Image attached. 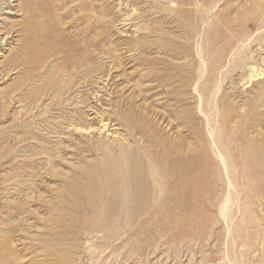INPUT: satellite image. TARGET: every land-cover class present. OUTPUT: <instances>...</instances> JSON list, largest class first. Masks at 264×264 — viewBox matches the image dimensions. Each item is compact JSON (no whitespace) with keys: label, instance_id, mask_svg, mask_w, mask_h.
I'll return each instance as SVG.
<instances>
[{"label":"rangeland","instance_id":"obj_1","mask_svg":"<svg viewBox=\"0 0 264 264\" xmlns=\"http://www.w3.org/2000/svg\"><path fill=\"white\" fill-rule=\"evenodd\" d=\"M5 1L8 2V0H3L2 2H5ZM30 1H31V3H30ZM49 1H51V2H49ZM71 1H72V3H71ZM229 1L231 3L227 7V11H226V19L228 18L227 19L228 21L224 20L225 23L224 22L223 23L218 22L216 24V26L214 25V23H211V25H209L207 28H205L201 33L202 34L201 37H202V42H203V48H204L203 52H204V55L206 57L205 60L208 61V62L206 61L207 68H208L207 74L210 73V69H211V67H213V65H215V63H216V65L221 64L219 61L223 60L222 57L226 58L228 56V54L230 53V50L232 49L231 47H232V45H234L235 42L236 43L242 42L244 37L248 38L247 36H250V34L252 32H254V33H252L251 36H254L255 34H257L256 29L258 27L262 26L264 23V20H262V21L259 20L260 21L259 22L257 16L254 15L256 11H258L259 9H261L264 6V4H263L264 0H258V1L255 0V4H254V0L253 1L252 0H235V1L229 0ZM242 1H243V3H242ZM259 1L261 3H259ZM96 2H98V3H96ZM99 2L100 1H97V0H86V1L85 0H15V2H12L13 6L10 5L12 8V11L5 18V23L3 24V31L6 33V36L8 37V42L10 43V45H9V47H6L9 50L6 51L0 59V71H1L0 72V200H1L0 201V264H65L62 261L61 257H63L62 252L65 251L66 249L63 246H61L60 244H62L65 241V237L67 235L68 229L70 227H74V225L77 226V224H75L74 222L71 221L72 224L69 225L65 221L64 218H68V219H70V218L67 217V214L63 217L64 212H66L67 206L62 205L60 202V199L62 200V198L66 196V194H64L62 192L66 193L67 190L72 189L73 184L70 185L69 182L72 183L74 181L73 177H77L79 175H80V177L82 176L81 171L76 169V167L79 166V164H81L82 162H86L85 160L82 159L81 156L82 155H84V156L89 155V152H87L88 150L86 148L87 143L83 142L80 135H74V137L65 138L63 141L62 140L60 141V139H57L59 137V135L55 134L54 130L47 128V126H46L47 120L48 121H50V120H53V121L64 120L65 124L69 123V119H64L63 116H61L62 115L61 112H63L65 110V109L63 110V104L61 105V104H59V102L52 100L53 98H52V96L51 97L49 96V92L52 89L58 87L57 85H55V87H54V84L58 82L59 79L57 80V78L61 77L63 79L64 78H66V79L70 78L69 81L71 83V86H73V90L76 89L78 91V89H79V91H81L82 93H85V91L87 92V89L89 90V88L91 87V85L93 84L94 81L97 82V80L100 78L99 76H101V75H102L103 80H107V82H108L106 89L108 91H111V97L115 100L118 98H121L122 102L120 103V105H123V106L126 105L125 107L129 110L130 116L123 115L122 117H124L125 120L123 118V119H121V121L122 120H123V122L126 121L125 123H127L128 126L131 128V131H133V134H136V137L139 135L143 138L145 143L148 142L150 144V145L149 144H145V145L146 146L149 145L150 147L149 146L148 147L152 148V149H149V148L148 149H149V152H151L154 155V158L156 160H158L159 157H163V158L166 157L167 162H170L173 158H177L183 162H186L187 159H190L188 161V162H190V165L187 164V169H190L193 171L194 174H193L192 179L195 181L193 182L191 179V181H190L191 184L189 183V185H191V188H190L191 191H190L189 197L188 198H186V197L181 198L183 200L182 202L184 205L190 204V207L193 206V209L191 208L192 210H189L190 213H189L188 218L190 216L191 217L189 218V222H187L185 220H182V221L179 220L180 224L178 226L179 227L178 232L181 234L182 238H184L183 233L185 232V229L189 230L192 227V229H190V231L185 234L186 241L191 240V243L187 242L190 244L187 246L188 248L185 245L186 242H182L183 243L182 245H184V246L181 245L182 249L180 248V249H177L174 251L167 249L168 247H165L166 248V250H165L164 247L159 246L158 249L156 250V252H153V254H152V251L149 250L148 254L146 255L147 258H142L143 256H139V255H136V256L133 255L132 257H129L128 256V247L123 248L122 246H119L118 243L112 244L113 248L106 249L105 251H104V248H103V250L101 248V250H102L101 251L99 248L102 246L100 245V243H97L100 246L96 247L95 248L96 250L94 249L95 250L94 254L89 253V256H88V257H90V254H91V258H92L91 264H94V263L95 264H134V263L135 264H138V263L139 264H148V263L151 264L153 261H156L155 263H157V264H162V263L163 264H173L175 262V256H177L178 258L180 257L179 259L176 258L180 264H182V263L183 264H204L205 261L216 264L219 256H222L224 253L228 254V256L232 260H233V258L235 260L237 257V259L234 262L238 261V263L240 262L239 264H242V263L243 264H264V243H263L264 242V232H263L264 231V185H263L264 184V163L257 162L258 159L254 158L255 156H253L252 154L250 155L249 148L247 146H242L243 147L242 148V147H239V145L237 144L238 143L237 139L241 135V127L239 126L240 124L238 126L234 125V124L232 125L231 123L227 124L226 119H228L229 117H228V113L226 110H229V108H230V105H228L226 103L228 100L227 101L224 100L226 104L222 101L220 102L219 108L221 107L220 110L223 112H221L219 110L218 118H216V119L218 122L220 120V123H218L219 124V129H218L219 136L222 135V136H220L221 139L227 138L226 140H222V143L224 144V150L225 151L227 150V153L225 152L226 156L228 157L230 162H232V164L235 168L234 169L235 172L232 175L236 179V180L234 179V182H236L235 185H237L236 189H237V191L239 190L237 192V196L233 195V198H235L234 199L235 202L237 201L236 203L233 204V206L235 205L237 207V205H239V207H237V208L235 206L233 207L234 212H237L236 220H238V221H236V227L237 226L238 227L235 231H233L236 233H234L232 235L233 237L236 236L235 241H233V242L230 240L231 237H229V238L224 237L223 232L221 233L222 222L220 219H218L219 215H218V212L216 211V206L221 202V199L223 197L222 190H221V182L218 181L219 179L215 173V171H216L215 169H217L218 166L215 162H212V161L202 157V153H204V154L207 153V149H206L207 145L205 143L206 139L203 137L204 135H203L202 131L200 130L201 126H200V123L198 121V118H196L197 119L196 120L195 116L193 117L190 114H188L190 107H185L186 105L183 103L184 99L186 98L185 93H187L188 88L190 87V82L187 81L188 75H187L185 69H183L181 67L166 66L165 64H160V62H157L154 57L147 58V56H143L141 54H138V52L130 51L132 53L129 55V53H127L126 51L124 52V48H131L135 44H133L132 35L123 34V35H121V40H123L125 43H123L124 46L121 45V48H119L120 52L121 51L122 52L121 53L119 52V54H116V55H114V54L110 55L111 59H113L115 61L120 58V60L122 61V66H120L117 69L112 70L111 73L106 72L108 68L109 69L111 68V65L108 64L109 60L106 59L105 50H104L103 46L109 40V34L105 31V27L102 26L101 23H99V20H97V19H99V16H103V18L105 17L104 19H107V17L108 18L112 17L113 15H114L113 17L115 19H119L120 17L115 14V10L112 7H109V9H108V6L106 7V5L103 7H99V4H100ZM226 2H228V1L226 0ZM244 3H246L247 5L245 4V6L243 7ZM94 4H96L97 6ZM238 5L239 6L242 5V6L238 7ZM66 6H69V7H66ZM130 6H131V4L127 3V7H126L127 13L128 12L132 13V8ZM31 8H33V9H31ZM65 8H67V9H65ZM83 8H85V9H83ZM228 8H229V10H228ZM235 9H237L238 11ZM133 10H134V8H133ZM252 10H253V13H252ZM112 12H113V15H111ZM36 13H38V14H36ZM133 14H134V11H133ZM251 15H254V16H251ZM237 16H239V17L241 16V18L237 19ZM249 16H251L252 18ZM152 17H150L151 20L147 23V25L149 27H153L155 29V27L152 26V21L158 20V18L156 17V15H153ZM254 17H256V18H254ZM247 18H250L251 22H250V19L248 20ZM231 20H232V22H231ZM233 21L235 22L234 24H233ZM213 22H215V21H213ZM228 22H229V25H228ZM96 23L98 26V31L95 32L94 26ZM26 24H28V25H26ZM179 24H180V19L178 18V27H179ZM236 24H238V25H236ZM242 24H244V25L242 26ZM37 25H38V27H37ZM239 25H241V26H239ZM256 25H258V27H256ZM33 26H35V27H33ZM210 26H212L211 29L213 31H211ZM220 26H221V28H220ZM237 26H239V28H237ZM102 29L104 32L102 31ZM216 29H217V31H216ZM178 30L179 29H174V32H177ZM208 30H209V32H208ZM80 31H81V33H80ZM244 31H245V33H244ZM97 33L98 34L100 33V34L98 35ZM181 33H186V29L180 27V34ZM241 33L242 34L244 33L246 36L243 35V37H241L240 36V35H242ZM247 34H249V35H247ZM263 34H264V31H263ZM141 35L143 37L139 35V38L136 40V43H138V42L144 43L145 47L148 48L146 53H148L149 51L158 50V48L161 49L163 47V45H160V41L164 37H162L160 34H158V36H157L156 33L153 34L152 32H148V33L143 32V34H141ZM214 35L217 36L218 38L215 37ZM97 36H98V38H94ZM212 36H214L213 37V38H215L214 40H213ZM237 36H239V38ZM240 37H241L242 41H241ZM89 38L91 41L94 39L93 42H91L89 40ZM257 39H258V37H256V39L254 38V40L251 43L250 48L247 50V52L250 50L251 51L255 50L254 45L256 44ZM68 40L71 43H79V42H83L81 40H84V41L88 40L87 41L88 43L85 41L87 43V45H91L92 43L95 44L94 52L93 53L81 52L83 50L77 51V50H74L70 47L68 49L63 50L62 52H59V48L62 46L63 42H66ZM77 40H79V41L76 42ZM207 41H209V42H207ZM221 41H222V43H220ZM227 41H229V42H227ZM206 43H208V47H206ZM230 43H232V44H230ZM174 44L176 46L178 45L181 47L180 56H182L184 54L183 52L186 51L185 49H182V47H183L182 42H175V43L170 44V45H174ZM98 45H99V47L97 48ZM139 45L142 46L141 44H139ZM212 46H213V50L211 51ZM221 49L223 50V52H221ZM225 51H227V52H225ZM46 54H49V55H46ZM156 55L157 54H155V57L159 58V56L158 55L156 56ZM254 55L255 54H253L252 56L254 57ZM47 56L50 60L47 58ZM40 61H41V63H40ZM86 61H89V62H86ZM88 63L90 66H88ZM222 65H224V63ZM37 66H39V67H37ZM163 66H165V67H163ZM148 71H150V72L152 71L151 73L149 72L150 75H148ZM228 71H229V74L227 75V78H226V80H227L226 85H225L226 87H227V83L230 81H239L238 76L240 75L242 68L238 69V70H236V69L232 70L233 73H231V68ZM8 74H9V76H7ZM67 75H69V76H67ZM157 75H159V76H157ZM111 76H112V78H111ZM167 76H168V78H166ZM195 76H196L195 74L189 75V77H193V78ZM207 76H205V77L207 78ZM48 78H51V79L48 81ZM39 79L40 80L42 79L41 80L42 83L40 82ZM207 80H208V78L206 79V81ZM204 81L205 80L202 81L201 85L204 84ZM51 82H53V83L50 84ZM76 83H78L80 85L77 88H75ZM49 84L53 85L52 89H48L47 86H49ZM43 85H45V86H43ZM185 85H186V87L187 86L188 87L186 88ZM115 86L119 87V88H116ZM181 86H182V88H181ZM41 87H43V88H41ZM179 87L181 89H179ZM115 88H116V90H115ZM224 89L226 90L225 87H224ZM119 90H122L123 92L119 91ZM179 90L183 91V92H179ZM239 91L240 90H238V92ZM171 92H172V95H171ZM176 92H178V93H176ZM156 93H159L158 95L160 97ZM163 93H165V94H163ZM174 95H176V96H174ZM15 97H16V99H14ZM175 97L179 102L175 99ZM37 99H41L44 103L47 104V106H48L47 108L50 111L49 114H51V117L48 113L46 115H44L45 117L39 116L37 114L40 112L39 107L36 106V104H35V100H37ZM157 101H159V102H157ZM173 101H174V103H176V102H178V103L173 104ZM170 102H172V103H170ZM44 103H41L40 105L44 106ZM53 104H54V106H53ZM167 104L169 106H167ZM229 104H230V102H229ZM173 105L176 108L175 107L173 108ZM220 105H222L223 107ZM66 106L69 107L68 105H66ZM35 107H38V108L35 109ZM128 107H130V108H128ZM135 107H138L139 109L135 108ZM191 107H193V105ZM105 108H107V107H105ZM226 108H228V109H226ZM56 109H57V111H56ZM156 109L159 111V113H160V111H166L168 116L171 117L172 120H174V125H177V129H173V132L170 129L169 130L170 132L168 131V133L159 131L160 128L158 126H157L158 127L157 128L156 123H155L157 121V119L153 115L155 113ZM174 109H175V111H173ZM186 110H187V112H186ZM53 112H55V113H53ZM192 112H193V110H192ZM254 112L255 113L258 112L260 114L261 110L257 108L254 110ZM58 113H61V115H59ZM179 113H180V116L183 113L181 117L179 116ZM253 113L251 115H253ZM231 114H233V113H231ZM147 115L149 116L148 118H146ZM25 117H26V119H25ZM185 117H186V119H185ZM49 118H51V119H49ZM221 118H222V120H221ZM132 119L135 120V122ZM250 119L251 118L248 117L246 123H248L250 121ZM107 120L108 121H106L104 123L109 124V118H107ZM141 120L144 124L141 123ZM152 120H153V122H152ZM25 121H26V123H25ZM36 121H37V123H34ZM150 122H152V123H150ZM197 123H198V125H197ZM111 124H114V123L112 122ZM117 124H118V122H117ZM153 124H154V126H153ZM184 124L186 126H184ZM146 125L148 128L146 127ZM220 125L221 126L223 125V126L221 127ZM225 125L228 127H226ZM182 126H184V127L182 128ZM232 126H234L236 128L238 127L237 130H236V128L234 129V127H232ZM174 127H176V126H174ZM196 127H198V128L196 129ZM224 127H225L226 131L224 130ZM180 128H182V130ZM161 130H163V129H161ZM186 130L188 133L186 132ZM234 130H236L237 132H235ZM48 131H49V133H48ZM220 131H221V134L219 133ZM232 131L235 134L237 133V135H235ZM159 132H160V134H159ZM178 132H180V133H178ZM177 133H178V136L180 134L179 137L176 136ZM201 133H202V135H201ZM227 133L228 134L233 133V135H232L233 137L228 135ZM166 135L167 136L169 135V138H167ZM196 135H198V136H196ZM200 135H201L202 139H200L201 138ZM53 136H55V138H53ZM191 136H192V138H191ZM230 137H232L233 139ZM49 138H50V140H49ZM166 138L169 140L171 139L170 142H172V144H173L172 146H171V143L168 142L169 140H167ZM174 138L176 139V141L174 140ZM53 139H55V140H53ZM156 139H157V141H156ZM183 139L186 141H184ZM36 140H38L37 142H39L40 144L39 143L37 144V142H34ZM45 140H47V141H45ZM228 140H232L234 143L230 142ZM48 141H50V142H48ZM52 141H54V142H52ZM174 141H175V145L173 143ZM188 141H189V143H188ZM224 141H226V142L224 143ZM164 142L168 143L169 145L165 144ZM194 142L196 143V145L192 146L194 149L192 150V148H191L190 152H188V153L185 152V151H187V147L189 148V145L191 146V145L195 144ZM198 142H200V143H198ZM228 142L233 143L232 146ZM54 143H56V144H54ZM77 143H79V144H77ZM190 143H192V144H190ZM35 144H37V145H35ZM183 145L185 147H183ZM157 146H158V148H157ZM228 146H229V148H228ZM230 146L233 147L234 150H232V148ZM236 146H238V147H236ZM74 147H75V149H74ZM33 148H35V150H33ZM196 148L198 151H196ZM156 149H158V150H156ZM200 149H201V154H199ZM177 150H179V151H177ZM246 150H248V152H249L248 154H247ZM35 151H36V153L37 152L38 153L37 154L34 153ZM183 151L185 153H183ZM256 151H257L258 157H260L264 153V151L259 149L258 146H256ZM82 152H84V153L81 154ZM241 152H244L243 154H245V155L244 156L241 155L242 154ZM165 153H166V156L164 157ZM34 154H36L37 156ZM40 154H42V155H40ZM49 154H51V155H49ZM54 154H55V156H54ZM198 154L201 156H199ZM158 155H160V156H158ZM12 157H14V159H13V161H10ZM47 157L49 160H47ZM49 157L50 158L52 157V158L50 159ZM200 157L202 160L200 159ZM234 157H235V159H234ZM238 157H241V158H238ZM243 157H244V159H243ZM63 158L65 161H63ZM204 159H205L206 164L204 162ZM238 159H242V160L240 161ZM200 160H201V162H200ZM247 160L251 165L247 162ZM252 160H254V161H252ZM60 162L61 163L62 162H69V164H65V163L61 164ZM245 162H247V163H245ZM70 163H71V166L74 165L72 167L69 166L71 169L68 168V165H70ZM254 163L256 164V166ZM51 164H53L57 167V170H56L57 172H55L57 174L52 173V170L50 171V169L52 167ZM75 164H77V165L75 166ZM203 164H205V165H203ZM252 165H253V167L254 166L255 167L252 168ZM215 166H217V167H215ZM242 166H245V168L250 167V169L249 168L245 169ZM205 167H206V169H204ZM241 168H242V170L244 169V171L246 170V173L242 172ZM251 168H252V171H251ZM182 169H184V168L182 167ZM256 170H258V171L256 172ZM63 171H65V172H63ZM240 171L242 172L241 174L239 173ZM58 173L62 174V176H59ZM63 173L65 174V176H63L64 175ZM252 173H254V175H255L254 177H253ZM256 173H259V174H256ZM182 174L178 173V178H180V180H182ZM197 175L200 178L196 177ZM66 176H67V178H66ZM203 176L206 180H208V179H210V180H208L206 183L204 181L205 179L202 178ZM262 176H263V179H261ZM242 177H243V179H244V177H248V178L244 179L246 182L243 181V179H240ZM255 177H257V179L259 181L257 179L255 181H254V179L251 180V178H255ZM62 178H63V180H62ZM65 178H66V180L69 178L71 180L69 179L70 181L67 180V182L65 183V180H64ZM197 182H199V183H197ZM210 182H211V184H210ZM215 182H217L218 184ZM243 182H245L246 184L245 183L243 184ZM192 183H194V184H192ZM196 183H197V185H196ZM212 183H213V185H212ZM247 183H248V185H247ZM258 183H259V185H258ZM29 184H32V185H29ZM253 184H254V186H256L254 189H253L254 186H252ZM201 185H204V186L207 185V188H206L207 194L205 192L206 191L205 187L201 186ZM261 185H262V187H261ZM70 186H71V188H70ZM239 186L242 188L238 189ZM244 186H245L246 192L243 190ZM212 187H213V189H212ZM214 187L216 189H218V188L219 189L216 190ZM59 188L62 189L63 191L60 190ZM194 188H196V190ZM197 188H199V189H197ZM200 188H203V189L200 190ZM256 188L261 190L260 193H258L259 191L256 190ZM249 189H250V192L248 191ZM197 190H199V191H197ZM240 190L242 192H240ZM217 191H218V193H216ZM219 191H220V193H219ZM195 192L196 193L199 192V195L196 194ZM201 192L203 193V195ZM239 192L241 195L239 194ZM191 193H194V195ZM215 193H216V195H215ZM195 194H196L197 198H196ZM209 194H211V195H209ZM204 195H206L207 197L206 196L204 197ZM198 198L200 201L198 200ZM217 198L220 200H218ZM205 199L206 200L209 199L208 200L209 204L206 203L207 201ZM211 201L213 202V204ZM197 203H198V206H197ZM202 203H204V205ZM211 205H213L212 208H211ZM204 206L206 208H208V206H209L211 209L210 208L206 209ZM23 208H24V210H22ZM70 211H71V209H70ZM195 211L197 212V214ZM242 211H243V213H242ZM194 212H195V214H193ZM240 213H241V215H240ZM22 214H23V218L19 222V218L22 217ZM199 214H201V215H199ZM14 215H16L17 217ZM24 216H26V217H24ZM240 216H241V218H240ZM196 217H202L203 219L197 218V219H199V220H197ZM15 219H16V221H15ZM14 221L16 223H13ZM183 221H185L186 223L184 222L185 224H182ZM3 222H4V224H3ZM238 222H240V223H238ZM195 223H197L198 225ZM209 224H212V225L210 226ZM13 225H14V227H13ZM184 225H186V226H184ZM188 225H190L191 227L189 226L190 227L189 228ZM199 225H202L204 227L203 228H202V226L197 227ZM18 226H20V229L26 228V230H25L26 233L27 232H30V233H27L28 235L21 234L19 232L20 229L18 228ZM180 226L183 229L185 227V229L183 230ZM209 226H210V228H209ZM36 227H38L40 230H36ZM46 228H48V230ZM180 228H181V230H180ZM193 228H194V230H193ZM207 228H209V229H207ZM202 229L205 230L208 234L206 232H204ZM188 230H186V231H188ZM195 231H197V232H195ZM194 233L196 234V236ZM210 233H212L213 235ZM31 234H32V238L30 237ZM53 234H55V235L60 234V235L55 236V238L53 239V237H52ZM186 235H189V236H186ZM262 235H263V237H262ZM22 236H25L26 238L24 239V238H22ZM194 236H195V238H194ZM202 236H204V237H202ZM210 236H212L214 238V240ZM196 237H197L198 241L196 240ZM9 239H10V241H9ZM20 239H22V240H20ZM200 240H201V243H200ZM202 242H203V244H202ZM224 242H227V243H224ZM48 243H49V245H47ZM50 244H53V245L55 244V252H53V248L51 247ZM191 244H193V245H191ZM200 245H202V246H200ZM261 246H262V248H261ZM214 247H217V248H214ZM56 250L58 253L56 252ZM186 250H188L189 252L188 251L186 252ZM116 251L118 252L119 256H118ZM181 251H182V253H181ZM220 251H221V253H220ZM172 252H174V253L172 254ZM234 252H235V254H234ZM111 253H113V254H111ZM126 253H127V255H126ZM189 253H190V255H189ZM109 254H111V255H109ZM116 255H117V257H116ZM144 255H145V253H144ZM108 256H109V258H108ZM64 257H66V255ZM186 257H188V258H186ZM129 258H131V259L129 260ZM173 259H174V262H173ZM180 259H181V261H180ZM138 261H140V262H138ZM142 261H143V263H142ZM89 263H90V260L87 258V264H89Z\"/></svg>","mask_w":264,"mask_h":264},{"label":"bare ground","instance_id":"obj_2","mask_svg":"<svg viewBox=\"0 0 264 264\" xmlns=\"http://www.w3.org/2000/svg\"><path fill=\"white\" fill-rule=\"evenodd\" d=\"M2 1L0 0V17H1L0 18V59L3 56V54L9 50L6 47H9L10 43L8 42V37L6 36V33L3 31V24L5 23L6 16L9 15L10 12L12 11V8L10 5H12V2H15V0H8V2H6V1L2 2ZM97 1H100L99 7H103L105 5H106V7L108 6V9H109V7H112L115 10V14L120 17L119 19H115L113 17L114 15L112 12V14H111V15H113L112 17H109V18L107 17V19H104L105 17L103 18V16H99V19H97V20H99V23H101V25L105 27V31L109 34V40L103 46L104 50H105L106 59L109 60L108 64L111 65V68L110 69L108 68L106 72L111 73L112 70L117 69L120 66H122V61L120 60V58L115 61V60L111 59L110 55L119 54V52H120L119 48H121V45H123V43H125L123 40H121V35H123V34L132 35L133 44H135L131 48H124V52L126 51L127 53H129V55L132 53L130 51H134V52H138V54H141L143 56H147V58L154 57L157 62H160V64H165L166 66H176V67H181V68L185 69V71L188 75L187 81L190 82V87L188 88L187 93H185L186 95L184 94L186 96V98L184 99L183 103L186 105L185 107H190L188 114H190L193 117L195 116V119L198 118V121H199L200 126H201L200 130L202 131V133L204 135L203 137L206 139L205 143L207 145V148H206L207 153H205V154L202 153V157L205 159H208L212 162H215L218 166V168L215 169L216 170L215 173L219 179L218 181L221 182V190H222L223 197L221 199V202L216 206V211L218 212V215H219L218 219H220L222 222L221 233L223 232L224 237H227V238L231 237L230 240L232 242L235 241L236 236L233 237L232 235L234 233H236L233 231H235L238 227V226L236 227V221H238V220H236L237 212H234V209H233V207L235 206V205L233 206V204L237 202V201L235 202V200H234L235 198H233V195L237 196V192L239 190L237 191V189H236L237 185H235L236 184V182H234L235 178L232 175L235 172V170H234L235 168H234L232 162H230V160L226 156L225 152L227 153V150L226 151L224 150V144L222 143V140H226L227 138L221 139L220 136H222V135L219 136V134H218L219 124L218 123H220V120L218 122L216 118H218L219 110L221 108V107L219 108L220 102L222 101L225 103V101L228 100L226 103L228 105H230V108H229V110H226L228 113V117H229V118L227 117L228 119H226L227 124L231 123L232 125L234 124L237 126L240 124L239 126L241 127V135L239 134L240 136L237 139L238 140L237 144L239 145V147L247 146L249 148L250 155L252 154L253 156H255L254 158L258 159L257 162L264 163V153L260 157H258L257 156L258 150L256 151V146H258L259 149L264 151V34H263L264 23L262 22L263 25L260 27H258L259 24L256 25V27H258L256 29L257 34H255L254 36H251V34L254 33V32H252L250 34L251 37L250 36H247L248 38L244 37L243 41H242L241 37H243V35L246 36L244 34L245 31L243 34L241 33L242 35H240L241 36L240 39L242 42H239V43L235 42L234 45H232V47H231L232 49L230 50V53L226 57L227 59L224 57L226 59L225 60L222 57L223 60L219 61L221 64L216 65V63L214 62L215 65L212 64L213 67H211L210 73H208L209 74L208 75L207 74L208 68H207V64H206L207 60H205L206 57H205L204 52H203L204 48H203V42H202V37H201L202 34L201 33L205 28H207L209 25H211V23H214L215 26L218 22L219 23L220 22L225 23L224 20L228 19V18L226 19L227 7L231 3L229 0H227L228 2H226V0H97ZM49 2H51V1H49ZM30 3H31V1H30ZM71 3H72V1H71ZM96 3H98V2H96ZM127 3L131 4L130 7L132 8V13L126 12ZM242 3H243V1H242ZM259 3H261V2L259 1ZM245 4L246 3H244V5L242 4L243 7L245 6ZM254 4H255V0H254ZM263 4H264V2H263ZM94 5H96V4H94ZM241 6L238 5V7H241ZM66 7H69V6H66ZM85 8H83V9H85ZM133 8H134V10H133ZM31 9H33V8H31ZM65 9H67V8H65ZM228 10H229V8H228ZM235 10H237V9H235ZM133 11H134L135 15L133 14ZM252 13H253V10H252ZM36 14H38V13H36ZM153 15H156V17L158 18V20L152 21V26H154L155 29L153 27H149L147 25V23L151 20L150 17H152ZM254 15L257 16L258 21L264 20V6L261 9H259L258 11H256ZM254 15H251V16H254ZM251 16H249V17H251ZM238 17L239 16H237V19L241 18V16L239 18ZM178 18L180 19L179 27H178ZM254 18H256V17H254ZM247 19L249 20L250 18H247ZM213 21H215V22H213ZM229 22H228V25H229ZM231 22H232V20H231ZM250 22H251V19H250ZM234 23L235 22L233 21V24ZM238 24H236V25H238ZM26 25H28V24H26ZM243 25L244 24H242V26ZM239 26H241V25H239ZM239 26H237V28H239ZM33 27H35V26H33ZM37 27H38V25H37ZM180 27L186 29V33L180 34ZM211 27L212 26H210V29H211ZM220 28H221V26H220ZM174 29H179V30L177 32H174ZM94 31L95 32L98 31L97 23L94 26ZM102 31H103V29H102ZM211 31H213V30L211 29ZM216 31H217V29H216ZM143 32H147V33L152 32L153 34L156 33L157 36H158V34H160L162 37H164L160 41V45H163V47L161 49L158 48V50H155V51L153 50V51H149L148 53H146L148 48L145 47V44L142 42L136 43V40L139 38V35L142 36L141 34H143ZM208 32H209V30H208ZM80 33H81V31H80ZM247 35H249V34H247ZM214 36H212V38ZM215 37H217V36H215ZM237 37L239 38V36H237ZM256 37H258V39L256 41V44L254 45L255 50H253V51L250 50L247 52V50L250 48L251 43L253 42L254 38L256 39ZM90 38H89V40H90ZM94 38H98V36L94 37ZM214 39L215 38H213V40ZM93 40L92 41L90 40V41L93 42ZM78 41L79 40H77L76 42H78ZM81 41H83V42L71 43L69 40L66 42H63L62 46L59 48V52H62L63 50L68 49L69 47L74 49V50H77V51L83 50L81 52H89V53L94 52L95 44L92 43L91 45H87L88 40H85L87 43L84 40H81ZM175 42H182V44H183L182 49L186 50L185 52H183L184 54L182 56H180V52H181L180 46H178V45L176 46L175 44L170 45V44H173ZM207 42H209V41H207ZM227 42H229V41H227ZM220 43H222V41ZM232 43H230V44H232ZM139 44H141L142 46H140ZM98 47H99V45L97 46V48ZM206 47H208V43H206ZM222 49H221V52H223ZM212 50H213V46H212L211 51ZM225 52H227V51H225ZM155 54H157L159 56V58H156ZM253 54H255L254 57L252 56ZM46 55H49V54H46ZM47 58H48V56H47ZM41 61H40V63H41ZM86 62H89V61H86ZM223 63H224V65H222ZM88 66H90L89 63H88ZM37 67H39V66H37ZM163 67H165V66H163ZM230 68H231V73H233L232 70H235V69L238 70V69L242 68V71H241L240 75L238 74L239 75L238 76L239 81H230L227 83V87H226L225 86L226 81H227L226 78H227V75L229 74L228 70H230ZM149 72L150 71H148V75H150ZM190 74L191 75L195 74L196 76L194 78L189 77ZM7 76H9V74ZM67 76H69V75H67ZM157 76H159V75H157ZM205 76H207V78H208L207 81H206L207 78ZM99 77L100 78L97 80V82L94 81L93 84L91 85V87L89 88V90L87 89V92L85 91V93H82L81 91H79V89H78V91L76 89L73 90V86H71V83L69 81L70 78L69 79H66V78L63 79L61 77L57 78V80L58 79L59 80L57 83L54 84V87H55V85L58 86L57 88L52 89L53 85H50V84H52L53 82H51L49 84V86H47L48 89H52L49 92V96L50 97L52 96V98H53V99L52 98L51 99L59 102V104H61V105L63 104V110L65 109L63 112H61L62 115H61V113H58V114L63 116L64 119H69V123L65 124L64 120H59L58 118L57 119L59 121H53V120L48 121L45 118L47 120V124H46L47 128L54 130L55 134L59 135V137L57 136L58 138L57 137L56 138L60 139V141L61 140L63 141L65 138L74 137V135H80L83 142L87 143L86 148L88 150L87 152H89V155H86V156L82 155L81 156L82 159L85 160L86 162H82L81 164H79V166L76 167V169L81 171L82 176L80 177V175L79 176L76 175L77 177H73L74 181L72 183L69 182L70 185L73 184L72 189L67 190L66 193L62 192L64 194H66V196L63 197L62 200L60 199L61 204L67 206L66 212H64L63 217L67 214V217L70 218V219L64 218L65 221L69 225H71L72 222L77 224V226L74 225V227L69 226L70 228L68 229L67 235L65 237V241L62 244H60L61 246H63L66 249L65 251L62 252V256H63V257H61L62 261L65 264H87V258H88L90 260L89 264H91L92 258H91V254H90V257H88L89 253L94 254L95 250H96L95 248L99 247L100 245L102 247H100L99 249L101 250V248H102V250H103V248H104V251L106 249L113 248L112 244H115V243L116 244L118 243L119 246H122L123 248L128 247V256L129 257H132L133 255H135V256L139 255V256H143L142 258H147L146 255L148 254L149 250L152 251V254H153V252H156V250L158 249L159 246L164 247V248L168 247L167 249L174 251V250L180 249L182 246H184V245H182L183 244L182 242H186L185 245L187 247L188 245H190L187 242L191 243V240L186 241L185 234L187 232H189L190 229H192V227L190 226L191 224L188 225V227L189 226L191 227V228L189 227L190 228L189 230L185 229V227H184V229H185V232L183 231L184 232L183 233L184 238H182L181 234L178 232V229H179L178 226L180 224V221H182V220L189 222V218L191 217L190 216L188 218L189 213H190L189 210L193 209V206L191 205L192 207H190V204L184 205L182 202L183 200L181 199L183 197L188 198L190 191H191V189H190L191 185H189V183H190L191 179L193 178L194 173L192 170L187 169V164L190 165V162H188L190 159H187L186 162H183L177 158H173L170 162H167L166 157H165L166 153H165V155H164L165 158L159 157V159L156 160L154 158V155L151 152H149V149H152V148H149L150 144L148 142L145 143L141 136L138 135L136 137V134H133V131H131V128L128 126L127 123H125L126 121L125 122H123V120L121 121V119L124 118V117H122L123 115L130 116L129 110L125 107L126 105L125 106L120 105V103L122 102L121 98H118L115 100L111 97V91H108L106 89V87L108 85L107 80H103L102 75ZM51 78H48V81ZM111 78H112V76H111ZM166 78H168V76ZM41 80H40V82H41ZM203 80H205L204 84L201 85ZM43 86H45V85H43ZM75 86L74 87L77 88L80 85L78 83H76ZM185 87H186V85H185ZM224 87L226 88V90L224 89ZM41 88H43V87H41ZM116 88H119V87H116ZM116 88H115V90H116ZM181 88H182V86H181ZM181 88L179 87V89H181ZM238 90H240V91L238 92ZM119 91H122V90H119ZM179 92H183V91L179 90ZM159 93H156V94L158 95ZM176 93H178V92H176ZM163 94H165V93H163ZM171 95H172V92H171ZM174 96H176V95H174ZM14 99H16V97ZM41 99L35 100V104H36V106L39 107V110H40V112L37 114L39 116L43 117L47 113L49 114L50 111L47 108L48 107L47 104L44 103ZM175 99H176V97H175ZM157 102H159V101H157ZM178 102H176V103H178ZM229 102H230V104H229ZM41 103H44V106H41L40 105ZM170 103H172V102H170ZM176 103H174V101H173V104H176ZM65 104L68 105L70 108L67 107ZM192 105H193V107H191ZM222 105H220V106H222ZM53 106H54V104H53ZM167 106H169V105L167 104ZM38 107H35V109ZM105 107H107V108H105ZM174 107L175 106L173 105V108ZM128 108H130V107H128ZM135 108H138V107H135ZM257 108L261 110L260 114L258 112L257 113L254 112V110ZM226 109H228V108H226ZM192 110H193V112H192ZM56 111H57V109H56ZM173 111H175V109ZM186 112H187V110H186ZM221 112H223V111H221ZM230 112L233 114H231ZM53 113H55V112H53ZM252 113H253V115H251ZM182 114H181V116H182ZM49 115L51 117V114H49ZM153 115L157 119V121L155 123H156V127L158 126L160 128L159 131L168 133V131L170 129L172 130V132H173V129H177V125H174V120H172V118L168 116L166 111H160V113H159V111L156 109V111ZM179 116H180V113H179ZM148 117L149 116L147 115L146 118H148ZM186 117H185V119H186ZM248 117H250L251 119L248 123H246ZM107 118H109V124L104 123V122L108 121ZM25 119H26V117H25ZM49 119H51V118H49ZM124 120H125V118H124ZM221 120H222V118H221ZM133 121L135 122V120H133ZM112 122L114 124H111ZM117 122H118V124H117ZM152 122H153V120H152ZM152 122H150V123H152ZM25 123H26V121H25ZM34 123H37V121ZM141 123H143L142 120H141ZM185 124H184V126H186ZM173 125L176 127H174ZM197 125H198V123H197ZM153 126H154V124H153ZM184 126H182V128ZM146 127H147V125H146ZM226 127H228V126H226ZM232 127H234V126H232ZM182 128H180V129L182 130ZM197 128L198 127H196V129ZM235 128L236 127H234V129ZM237 128H236V130H237ZM161 129H163V130H161ZM224 130H225V127H224ZM236 130H234V131L237 132ZM186 132H187V130H186ZM48 133H49V131H48ZM178 133H180V132H178ZM178 133L176 134L177 137L180 136V134L178 136ZM202 133H201V135H202ZM219 133L221 134V131ZM233 133H231V134L227 133V134L232 136ZM159 134H160V132H159ZM201 135H200V137H201ZM235 135H237V133ZM196 136H198V135H196ZM232 137H230V138H232ZM53 138H55V136H53ZM167 138H169V135L167 136ZM191 138H192V136H191ZM200 139H202V137ZM49 140H50V138H49ZM53 140H55V139H53ZM167 140H169V139H167ZM170 140L168 142H170ZM174 140L176 141L175 138H174ZM37 141L38 140H36L34 142H37ZM45 141H47V140H45ZM156 141H157V139H156ZM175 141L173 142L174 145H175ZM184 141H186V140H184ZM228 141L233 142L232 140H228ZM48 142H50V141H48ZM52 142H54V141H52ZM225 142L226 141H224V143ZM230 142H228V143H230ZM38 143L39 142H37V144ZM164 143L168 144L166 142H164ZM170 143L172 146L173 145L172 142H170ZM188 143H189V141H188ZM198 143H200V142H198ZM233 143H230V145L232 146ZM37 144H35V145H37ZM54 144H56V143H54ZM77 144H79V143H77ZM145 144H149L148 145L149 147L146 146ZM190 144H192V143H190ZM194 145H196V143L191 145V146L189 145V148L187 147V151H185V152H187V153L190 152L191 148L193 150L194 148L192 146H194ZM183 147H185V146L183 145ZM236 147H238V146H236ZM157 148H158V146H157ZM228 148H229V146H228ZM231 148H232V150H234L233 147H231ZM74 149H75V147H74ZM33 150H35V148H33ZM156 150H158V149H156ZM177 151H179V150H177ZM196 151H198L197 148H196ZM199 151H200L199 154H201V149ZM185 152L183 151V153H185ZM246 152H247V154L249 153L248 150H246ZM34 153H36V151ZM83 153L84 152H82L81 154H83ZM241 153H242L241 155H243V156L245 155V154H243L244 152H241ZM36 154H34V155H36ZM40 155H42V154H40ZM49 155H51V154H49ZM54 156H55V154H54ZM158 156H160V155H158ZM199 156H201V155H199ZM238 158H241V157H238ZM13 159H14V157H12L10 161H13ZM200 159H201V157H200ZM205 159H204V162H205ZM234 159H235V157H234ZM243 159H244V157H243ZM47 160H49L48 157H47ZM201 160H200V162H201ZM238 160L241 161L242 159H238ZM63 161H65L64 158H63ZM252 161H254V160H252ZM247 162H248V160H247ZM247 162H245V163H247ZM63 163L69 164V162H62L61 164H63ZM205 164H206V162H205ZM205 164H203V165H205ZM51 165H52V167H51L50 171L52 170V173L57 174V173H55V172H57L56 171L57 167L53 164H51ZM76 165L77 164H75V166ZM69 166H71V163H70V165H68V168H70ZM72 166H74V165H72ZM217 166H215V167H217ZM245 166H242V167L245 168ZM255 166H256V164H255ZM182 167L184 169H182ZM254 167L252 165V168H254ZM247 168L250 169V167H247ZM247 168H245V169H247ZM252 168H251V171H252ZM204 169H206V167ZM241 171L246 173V170L244 171V169L242 170V168H241ZM241 171L239 172L240 174L242 173ZM257 171L258 170H256V172ZM63 172H65V171H63ZM178 173L179 174L183 173L182 174V180H180V178H178ZM254 173H252L253 177L255 176ZM256 174H259V173H256ZM198 175L196 177H198ZM59 176H62V174H59ZM63 176H65V174ZM67 176H66V178H67ZM248 177H244V179L248 178ZM66 178L64 179L65 183L67 182V180L68 181L71 180L70 178H69L70 180L69 179L66 180ZM198 178H200V177H198ZM202 178L205 179L204 176ZM240 179H243V177ZM244 179H243V181H245ZM253 179L255 181L257 179V177L251 178V180H253ZM261 179H263V176ZM62 180H63V178H62ZM208 180H210V179H208ZM208 180L205 179L204 181L207 183ZM192 181L194 182L195 180L192 179ZM245 182H243V184ZM197 183H199V182H197ZM197 183H196V185H197ZM213 183H212V185H213ZM215 183H217V182H215ZM192 184H194V183H192ZM210 184H211V182H210ZM29 185H32V184H29ZM247 185H248V183H247ZM258 185H259V183H258ZM201 186H204V185H201ZM252 186H254V184ZM204 187L206 190L207 185H205ZM255 187L256 186H254L253 189ZM261 187H262V185H261ZM70 188H71V186H70ZM203 188H200V190ZM240 188H242V187L239 186L238 189H240ZM194 189L196 190V188H194ZM197 189H199V188H197ZM212 189H213V187H212ZM218 189H216V190H218ZM60 190H62V189H60ZM243 190L245 191V186H244ZM256 190L259 191L258 193H260V191H261L260 189H257V188H256ZM197 191H199V190H197ZM248 191L250 192V189ZM205 192L207 194V190ZM240 192H242V191L240 190ZM240 192H239V194H240ZM216 193H218V191ZM216 193H215V195H216ZM219 193H220V191H219ZM191 194L194 195V193H191ZM196 194L199 195V192ZM196 194H195V196H196ZM202 195H203V193H202ZM209 195H211V194H209ZM205 196L206 195H204V197ZM196 198H197V196H196ZM198 200H199V198H198ZM208 200H206L207 201L206 203L209 204ZM218 200H220V199H218ZM202 204L204 205V203H202ZM212 204H213V202H212ZM197 206H198V203H197ZM212 206L213 205H211V208H212ZM237 207H239V205H237ZM208 208H210V207L208 206ZM208 208H206V209H208ZM70 209H71V211H70ZM22 210H24V208ZM195 212L193 214H195ZM242 213H243V211H242ZM196 214H197V212H196ZM199 215H201V214H199ZM240 215H241V213H240ZM14 216H16V215H14ZM24 217H26V216H24ZM22 218H23V214H22V217L19 218V222L22 220ZM197 218L203 219L202 217H196V219ZM240 218H241V216H240ZM197 220H199V219H197ZM15 221H16V219H15ZM15 221L13 223H16ZM185 221H183L182 224H185L186 223ZM238 223H240V222H238ZM3 224H4V222H3ZM195 224H197V223H195ZM209 225L211 226L212 224H209ZM184 226H186V225H184ZM200 226H202V225H199L197 227H200ZM210 226H209V228H210ZM13 227H14V225H13ZM203 227L204 226H202V228ZM18 228L20 229V226H18ZM181 228H180V230H181ZM209 228H207V229H209ZM46 229L48 230V228H46ZM25 230H26V228L25 229L21 228L19 232L21 234L28 235L27 233H30V232L26 233ZM36 230H40V229L38 227H36ZM186 230H188V231H186ZM193 230H194V228H193ZM203 231L206 232L205 230H203ZM195 232H197V231H195ZM210 234H212V233H210ZM59 235L53 234L52 237L54 239L55 236H59ZM186 236H189V235H186ZM195 236H196V234H195ZM195 236H194V238H195ZM204 236H202V237H204ZM30 237L32 238V234ZM210 237H212V236H210ZM262 237H263V235H262ZM22 238L25 239L26 237L22 236ZM20 240H22V239H20ZM196 240H197V237H196ZM213 240H214V238H213ZM9 241H10V239H9ZM97 243H100V245ZM200 243H201V240H200ZM224 243H227V242H224ZM202 244H203V242H202ZM47 245H49V243ZM50 245L53 248V252H55V244L54 245L50 244ZM191 245H193V244H191ZM200 246H202V245H200ZM214 248H217V247H214ZM261 248H262V246H261ZM165 250H166V248H165ZM187 251L188 250H186V252ZM56 252H57V250H56ZM235 252H234V254H235ZM144 253H145V255H144ZM173 253L174 252H172V254ZM181 253H182V251H181ZM220 253H221V251H220ZM111 254H113V253H111ZM111 254H109V255H111ZM117 254H118V252H117ZM65 255H66V257H64ZM126 255H127V253H126ZM189 255H190V253H189ZM118 256H119V254H118ZM116 257H117V255H116ZM108 258H109V256H108ZM176 258H178V257L175 256V262L173 259V262H174L173 264H180ZM186 258H188V257H186ZM130 259L131 258H129V260ZM236 259H237V257H236ZM235 260H234V258L232 260L228 256V254L224 253L222 256H219L216 264H239L240 263V262L238 263V261L234 262ZM180 261H181V259H180ZM138 262H140V261H138ZM155 262L156 261H153L151 264H157ZM142 263H143V261H142ZM204 264H214V263H210L208 261H205Z\"/></svg>","mask_w":264,"mask_h":264}]
</instances>
